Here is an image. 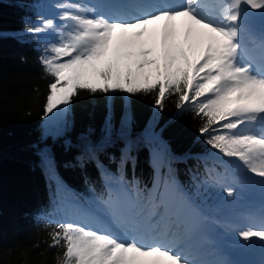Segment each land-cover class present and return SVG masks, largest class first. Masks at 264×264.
Segmentation results:
<instances>
[{
    "label": "trees",
    "instance_id": "16d2710c",
    "mask_svg": "<svg viewBox=\"0 0 264 264\" xmlns=\"http://www.w3.org/2000/svg\"><path fill=\"white\" fill-rule=\"evenodd\" d=\"M58 5L65 3L0 0V264H57L63 249L49 246L50 233L70 222V203L97 212L121 185L147 189L155 180L158 188L172 177L182 194L212 204L229 178L214 155L228 157L205 143L191 105L176 108L177 94L161 110L155 92L79 90L63 131L43 138L53 78L40 58L49 54L50 30L28 29L69 10ZM153 147L168 164H152Z\"/></svg>",
    "mask_w": 264,
    "mask_h": 264
},
{
    "label": "snow or ice",
    "instance_id": "6c2138e0",
    "mask_svg": "<svg viewBox=\"0 0 264 264\" xmlns=\"http://www.w3.org/2000/svg\"><path fill=\"white\" fill-rule=\"evenodd\" d=\"M58 7L75 11L60 16L68 30L40 58L53 78L45 117L68 105L79 90L155 92L161 110L164 100L177 94L176 108L191 105L202 121L199 133L207 136L205 143L238 159L264 182V46L254 68V58L241 62L240 39L248 17L255 15L250 10L264 15V0H181L127 21L86 16L79 4ZM54 27L52 19H43L42 27L28 32ZM238 235L243 241H264V222L258 228L246 225ZM50 237V247L63 249L57 264H195L178 250L181 245L160 237L152 243L135 235L121 240L71 222L58 223Z\"/></svg>",
    "mask_w": 264,
    "mask_h": 264
},
{
    "label": "rangeland",
    "instance_id": "374dc122",
    "mask_svg": "<svg viewBox=\"0 0 264 264\" xmlns=\"http://www.w3.org/2000/svg\"><path fill=\"white\" fill-rule=\"evenodd\" d=\"M62 1L65 5H82L84 9H87V11L83 12L86 16H103L109 20L127 21L155 12L145 11L144 8H133L132 2L130 6H120L122 11L119 13H114L115 11L109 10V12H112V14L117 16L114 17L107 11V8H105L106 6L102 4H107L104 1L99 3H97L96 0ZM173 1L177 2V5L175 6H178L181 2V0ZM117 2L118 1H115L113 3L116 4ZM120 4H122V2ZM167 7L170 6L163 8ZM68 11H75V9L69 7ZM131 11L132 14L130 13ZM250 11L253 12V10ZM254 13L255 15H250L248 17L250 23L240 39L242 45L241 62L248 63L254 58L253 67L256 68L259 67L261 59L260 50L261 47L264 46V31L257 32L252 28V25L257 22L264 25V18L262 16H259L258 18L256 11ZM62 14L63 12L55 13L51 18L55 25L54 29L50 30L51 45L58 43L60 36L68 30L65 27L68 22L60 19ZM67 114L68 105H60L58 109L53 110V113H49L47 117L44 116L41 123L43 138L54 137L60 134L67 121ZM247 127L248 126L242 127L241 131H244ZM252 130L259 132L260 128L255 127ZM150 150L151 162L156 168H160L161 162L166 164L169 163V157L163 150L160 154L154 150V147ZM214 157L220 158L217 155H214ZM222 163L229 178L224 182L223 189L218 190L216 193L217 202L215 203V206L196 201L195 198L184 197L181 194L177 183L166 179V186L164 184L165 181L163 180L156 190L153 187L143 189L137 184L132 186L127 185L128 189L123 185L117 187L115 192L117 194L114 196L117 198L113 197L111 200L103 201L100 205L101 207L97 211L99 214L86 208L78 209L77 206L70 204L71 208L67 212V218L70 219L71 223L82 224L86 228L98 232L110 233L118 239L127 240L135 235L134 233L137 229H134L138 227L139 224H137L134 229L131 225L125 226L126 218H128V221L130 219L131 222L138 221L139 216L143 214V223L146 221L148 226H145V224L142 226L144 236H147V238H144L143 236V241L145 239L146 242H143L140 239L142 243H152L154 242V237H160L161 239L167 240L170 237L173 238L175 236L174 241L178 244L180 241L184 240L182 237L185 235V232H189L190 229L188 227L193 226L197 231L196 234L199 235L203 234L205 231H209L211 237L208 239L212 241L207 240L204 242L211 247L208 253H214L216 250L215 245L217 244L219 247H226L229 252H238V250H240L246 251L247 254L249 252H247V249L249 248L250 252H252V245L257 250L261 248V251L258 254H253L257 255L258 264L260 262L264 264V241H260L259 238H251L250 241H243L238 235V231L246 225L251 224L258 228L261 223L264 222V182H262V178L260 179V177L258 178L254 174L249 173L236 158L228 157L222 160ZM217 179L221 181L220 174H217ZM194 192H196L195 189L193 193ZM229 192H231V194H229ZM218 202H221L220 208L218 207ZM113 204H115V207ZM128 213H130L131 216H129ZM157 214L159 215L157 216ZM119 216L122 217L121 220L118 218ZM155 217L157 219H155ZM174 221L176 229H173V226L171 227ZM185 222L188 229H178V227L183 226ZM239 222H241L242 225L239 224ZM161 224H164L165 228L161 231L162 234H159L158 231ZM204 227H206V229H203ZM135 236L139 239V235ZM216 239L218 240L215 241V245H212V242H214L213 240ZM202 241L203 239H200L198 243H201ZM169 246H171V244ZM188 246V249L184 252L182 251V253L190 261H193L195 258L198 259L199 256L196 252L200 246L197 247L195 251L191 249L193 247L192 245L189 244ZM206 253V251H200L201 257L214 264L216 262L215 257L207 259L208 255L206 257ZM238 254H240V257L246 256V254H241L240 252H238ZM209 256L212 257L211 254H209ZM222 261L225 262L227 260ZM197 264L204 263L197 262Z\"/></svg>",
    "mask_w": 264,
    "mask_h": 264
},
{
    "label": "bare ground",
    "instance_id": "6f19581e",
    "mask_svg": "<svg viewBox=\"0 0 264 264\" xmlns=\"http://www.w3.org/2000/svg\"><path fill=\"white\" fill-rule=\"evenodd\" d=\"M97 1V3H99V2H101V1H108L110 4H111V6H115L116 4H120L121 2H122V4L126 1V0H96ZM115 1H118L116 4H114L113 2H115ZM178 1V0H177ZM175 5H177V2H174L173 0H140V1H134L133 3H132V7L133 8H144V10L145 11H157V10H159V9H161V8H163V7H166V6H175ZM111 6H106V8L107 9H109V10H113V11H115L114 13H119L120 11H122V8L121 7H116V8H112ZM162 6V7H161ZM110 8H112V9H110ZM54 116V115H53ZM257 178V177H256ZM259 178V177H258ZM261 179V178H260ZM159 214H157V216H158ZM143 217H144V215L143 214H141L140 216H139V220L138 221H132L131 222V224L133 223V225H131L132 227H133V229H134V227L137 225V224H139L138 225V227H136L134 230H136L137 229V231H135V235H139V239H141L142 241H143V231H142V226H143ZM155 219H157L156 217H155ZM127 220V219H126ZM145 223V225L146 226H148V223H146V221L144 222ZM173 226V229H176V226H175V224L173 223L172 225H171V227ZM187 226V224H186V222L184 223V225L183 226H179L178 227V229L179 228H182V230L185 228ZM164 228H165V225L164 224H161L160 225V227H159V234H162L161 233V231H163L164 230ZM189 228H191L190 230H189V232H185V235L182 237V238H184V240H182V241H180L178 244L179 245H181V251H185V250H187L188 249V245L190 244V245H192L193 247L191 248L193 251H195L196 249H197V247H199L200 246V248L198 249V251L196 252L197 253V255L199 256L198 257V259L197 258H195V259H193V262H195L196 264H197V262H202V263H204V264H212L213 262H208L206 259H204V258H202L201 257V254H200V251H206L207 253L205 254V256L207 257V255H208V257H207V259L208 258H213V257H215V263L214 264H244L246 261H247V257H245L244 258V261H242L240 258H237V259H234L235 258V256L234 257H231V259H229L227 256H225V255H223V253L221 252V250L220 251H217L218 250V248H216V250L214 251V253H208V251H209V249H211V247H209L207 244H205L204 242H206L207 240H210V239H208V238H210L211 237V235H209V232L207 231H205L203 234H201V235H199V234H196L197 233V231L194 229V227L192 226H189ZM203 229H206V227H204ZM194 230V231H193ZM214 232V231H213ZM183 233V232H182ZM180 234H181V232H180ZM177 236H178V234H177ZM216 236V235H215ZM174 238H175V236L172 238V237H170L169 239H167V240H169V241H172V240H174ZM217 238V237H216ZM200 239H203V241L201 242V243H198V241L200 240ZM218 239H216V240H213L214 242H212L213 244L212 245H215V241H217ZM258 240V239H257ZM212 241V240H211ZM217 245V244H216ZM216 245H215V247H216ZM208 246V247H207ZM206 249H205V248ZM221 247V246H220ZM259 250V249H258ZM247 252H248V250H247ZM249 253V252H248ZM209 254H211L212 255V257L211 256H209ZM228 255H230L231 256V254L229 253ZM195 257H197V256H195ZM222 260H227V261H225V262H223ZM248 260H251V261H253L254 263H255V260H254V255H250L249 256V258H248ZM246 264H250V263H246Z\"/></svg>",
    "mask_w": 264,
    "mask_h": 264
}]
</instances>
